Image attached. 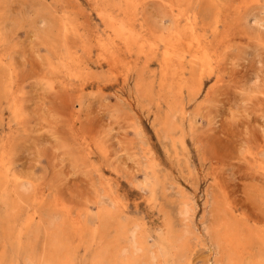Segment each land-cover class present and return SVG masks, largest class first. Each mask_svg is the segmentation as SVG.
<instances>
[{"label":"rangeland","instance_id":"obj_1","mask_svg":"<svg viewBox=\"0 0 264 264\" xmlns=\"http://www.w3.org/2000/svg\"><path fill=\"white\" fill-rule=\"evenodd\" d=\"M0 200V264H264V0H0Z\"/></svg>","mask_w":264,"mask_h":264},{"label":"bare ground","instance_id":"obj_2","mask_svg":"<svg viewBox=\"0 0 264 264\" xmlns=\"http://www.w3.org/2000/svg\"><path fill=\"white\" fill-rule=\"evenodd\" d=\"M127 3H128V2H127ZM133 3H134V2H133ZM134 5H135V4H134ZM117 6H118V5H117ZM124 6H125V5H124ZM130 6H132V5H130V3H129V8H130ZM120 7H121V6H120ZM132 7H133V6H132ZM132 7H131L130 11L132 10ZM125 8H126V7H125ZM127 11H129V10H126V13H127ZM131 12H132V11H131ZM194 13H195V12H194ZM104 14L106 15V13H104ZM132 14H134V13H132ZM132 14H130V15L132 16ZM125 15H126V14H125ZM127 15H128V13H127ZM130 15H129V16H130ZM102 16H103V15H102ZM129 16H128V18H129ZM106 17H108V16L106 15ZM106 17H105V18H106ZM111 17H112V16H111ZM101 18H103V17H101ZM109 18H110V17H109ZM118 18H119V17H118ZM125 18H127V17H125ZM107 19H108V18H107ZM114 19H115V16L113 17V19H110V20L116 21V23H117V19H115V20H114ZM108 20H109V19H108ZM108 20H106V21L108 22ZM122 20H123V19H122ZM122 20H121V22H122ZM125 20L128 21L129 19H125ZM106 21H105V22H106ZM113 21H112V22H113ZM109 23H110V22H108V24H109ZM123 23H124V22H123ZM108 24H107V26H108ZM111 24H114L113 26L116 25L115 23H111ZM119 24H121V23L119 22ZM130 24H131V22H130ZM139 24H140V23H139ZM139 24H138V25H139ZM175 24H176V20H175ZM126 25H127V24H126ZM141 25H142V24H141ZM111 26H112V25H111ZM118 26H119V25L117 24V29H116L117 31H118V29H119ZM121 26H122V24H121ZM127 26H128V25H127ZM142 26H143V25H142ZM123 27H125V26H123ZM130 27H131V26H130ZM132 27H133V26H132ZM113 28L115 29L116 27H113ZM113 28H112V29H113ZM139 28H140V26H139ZM139 28H138V29H139ZM176 28H177V27H176ZM179 28H180V27H179ZM188 28H189V27H188ZM122 29H123V28H122ZM131 29H132V28H130L129 30H131ZM134 29H135V28H134ZM125 30H126V29H125ZM117 31H116V32H117ZM123 31H124V30H123ZM175 31H176V30H175ZM113 32H114V30H113ZM127 32H128V31H127ZM177 32H180V31H177ZM177 32H174V33H177ZM185 33H186V32H185ZM117 34H118V33H117ZM123 34H124V33H123ZM140 34H141V33H140ZM143 34H144V33H143ZM178 34H179V33H177V35H178ZM124 35H125V34H124ZM124 35H122V37H123ZM136 35H137V34H136ZM201 35H202V34H201ZM129 36H130V38H131V35H129ZM139 36H140V35H139ZM187 36H188V34H187ZM178 37H179V35H178ZM183 37H184V36H183ZM192 37H193V36H192ZM141 38H142V37H141ZM174 38H175V37H174ZM176 38H177V37H176ZM193 38H194V37H193ZM135 39H136V38H135ZM188 39H189V37H188ZM126 40H127V41H126ZM126 40H125V41L128 42V39H126ZM177 40H178V39H176V41H177ZM184 40H185V39H184ZM176 41H175V42H176ZM186 41H187V40H185V42H186ZM101 42H102V41H101ZM101 42H100V43H101ZM123 42H124V41H123ZM130 42L132 43V41H130ZM138 42H139V41H138ZM140 42H142V41L140 40ZM143 42H144V41H143ZM200 42H201V41H200ZM196 43H197V42H196ZM129 44H130V43H129ZM141 44H142V43H141ZM143 44H145V43H143ZM202 44H203V43H202ZM130 45H131V44H130ZM138 45H139V44H138ZM168 45H169V44H168ZM170 45H171V44H170ZM191 45H192V43H191ZM128 46H129V45H128ZM144 46H145V45H144ZM173 46H174V45H173ZM188 46H190V45H188ZM203 46H204V45H203ZM105 47H106V46H105ZM142 47H143V46H142ZM156 47H157V46H156ZM159 47H161V46L159 45ZM165 47H166V46H165ZM194 47H195V46H193V49H194ZM127 48H128V47H127ZM138 48L140 49L139 46H138ZM203 48H204V47H203ZM141 50H142V49H141ZM141 50H140V51H141ZM160 50H161V49H160ZM140 51H139V52H140ZM161 51H162V50H161ZM164 51H165V49H164ZM174 51H175V50H174ZM187 51H189V50H187ZM190 51H191V50H190ZM200 51H201V48H200ZM166 52H167V51H166ZM168 52H169V51H168ZM198 52H199V51H198ZM207 52H208V51H207ZM171 53H172V51H171ZM200 53L202 54V52H200ZM203 53H204V52H203ZM173 54L175 55V53H173ZM196 54H197V53H196ZM199 55H200V54H199ZM167 57L170 58V55L167 56ZM172 57H173V56H172ZM181 57H182V56H181ZM197 57H199V56L197 55ZM169 58H168V59H169ZM190 58H191V57H190ZM190 58H189V59H190ZM162 59H163V58H162ZM172 59H173V58H172ZM176 59H177V58H175V60H176ZM202 59H203V58H202ZM204 59H205V58H204ZM166 60H167V59H165V61H166ZM193 60H194V59H193ZM197 60H199V59H197ZM200 60H201V59H200ZM200 60H199V61H200ZM162 61H164V60H162ZM165 61H164V62H165ZM170 61H171V59H170ZM187 61H188V60H187ZM194 61H195V60H194ZM194 61H193V62H194ZM203 61H204V60H203ZM203 61H201V62H203ZM207 61H208V60H207ZM209 61H210V58H209ZM168 62H169V61H168ZM179 62H180V61L178 60V63H179ZM193 62H192V63L190 62V63L193 64ZM196 62H197V61H195V64H196ZM173 63H174V62H173ZM176 63H177V62H176ZM187 63H189V62H187ZM208 63H210V62H208ZM208 63H207V64H208ZM183 64H184V63H183ZM201 64H203V63H201ZM204 64H205V63H204ZM204 64H203V65H204ZM188 65H189V64H188ZM181 66H182V65H181ZM189 66L191 67V65H189ZM192 66H195V65H192ZM206 66H208V65H205V67H206ZM197 67H198V64H197ZM199 67H201V66H199ZM202 67H203V66H202ZM202 67H201V68H202ZM193 69H194V68H192V70H191L192 72H193ZM189 73H190V69H189ZM192 74H193V73H192ZM190 78H191V75H190ZM185 82H186V81H185ZM200 83H201V82H200ZM187 85H188V84H187ZM196 85H197V84H196ZM187 87H188V86H187ZM198 89H199V88H198ZM193 90H194V89H193ZM193 90H192V91H193ZM195 90H196V89H195ZM192 91H191V92H192ZM196 91H197V90H196ZM147 92H148V91H147ZM189 92H190V90H189ZM190 94H191V93H190ZM170 101H171V100H170ZM170 101H169V102H170ZM173 101H174V100H173ZM170 103H171V102H170ZM170 103H169V106H170ZM174 103H175V102H174ZM177 105H178V103H177ZM175 107H177V106H175ZM172 108H174V107H172ZM172 108H169V109L171 110ZM175 112H176V111H175ZM178 112H179V111H178ZM167 113H168V111H167ZM173 113H174V112H173ZM173 115H174V114H173ZM165 116H166V114H165ZM167 116H168V115H167ZM171 116H172V115H171ZM171 116H170V117H171ZM170 117H169L168 119H170ZM163 118H164V116H163ZM166 118H167V117H166ZM168 119H167V121L170 122ZM161 120H162V118H161ZM172 120H173V119H172ZM174 122H175V121H174ZM157 123H158V122H157ZM158 124H159V123H158ZM161 125H162V124H161ZM168 125H169V123H168ZM158 126H159V125H158ZM167 127H168V126H167ZM168 128H169V127H168ZM158 129H159V128H158ZM164 129H165V128H164ZM166 129H167V128H166ZM175 129H176V128H175ZM173 130H174V127H173ZM168 131H171V130H167V132H168ZM165 132H166V131H165ZM165 132H164V133H165ZM162 134H163V133H162ZM165 135H166V134H165ZM161 136H162V135H161ZM167 137H168V136H167ZM168 139H169V138H168ZM168 141H169V140H168ZM22 184H23V183H22ZM19 186H20V185H19ZM21 187H24V185H23V186L21 185ZM19 188H20V187H19ZM24 188H26V186H25ZM14 190H15V189H14ZM14 192H15V191H14ZM181 194H182V192H181ZM11 195H12V194H11ZM14 195H15V194H13V196H14ZM182 196H183V194H182ZM182 196H181L180 198H182ZM14 197H15V196H14ZM184 197H186V196H184ZM184 197H183L182 199H185ZM16 198H17V197H16ZM186 198H187V197H186ZM17 199H19V197H18ZM17 199H16V201H17ZM189 199H190V198H189ZM189 199H187V201H188ZM1 200H2V199H1ZM1 200H0V202H1ZM8 200H9V199H8ZM19 200H20V199H19ZM179 200L182 201L181 199H179ZM20 201L23 202V200H20ZM183 201H186V200H183ZM179 203H180V202H179ZM179 203H178V204H179ZM181 203H182V206H181V208H180V212H179V213H181V214L184 216V214H187V213L192 209V206H191V208H190V207L188 206V203H185V202H181ZM181 203H180V204H181ZM189 203L191 204L190 201H189ZM17 204H18V203H17ZM208 204H209V203H208ZM8 205H10L9 202H8ZM14 205H15V204H14ZM14 205H13V206H14ZM191 205H192V204H191ZM7 207H11V208H12V206H7ZM15 207H16V206H14L13 208H15ZM179 207H180V206H179ZM179 207H178V208H179ZM205 207H206V206H205ZM15 210H16V208H15ZM105 210H106V209H105ZM192 210H193V209H192ZM7 211H8V209H7ZM109 211H110V210H109ZM193 211H194V210H193ZM195 211H196V210H195ZM5 212H6V210L4 211V213H5ZM12 212H13V211H12ZM12 212H9V213L12 214ZM103 212H108V210H107V211H104V210H103ZM45 213H46V211H45ZM110 213H111V212H110ZM163 213H165V212H163ZM203 213L205 214V210H204ZM206 213H207V212H206ZM208 213H209V212H208ZM6 214H7V212L5 213V215H6ZM11 214H7V215H8V216L10 215V217H11ZM38 214H39V213H38ZM49 214H51V213H49ZM101 214H102V213H100V215H101ZM176 214H177V213H176ZM189 214H191V213H189ZM189 214H188V215H189ZM108 215H109V214H108ZM202 215H203V214H202ZM210 215H211V214H210ZM38 216H40V215H38ZM110 216H113V215L110 214ZM110 216H109V217H110ZM163 216H164V215H163ZM178 216H179V215H178ZM178 216H177V217H178ZM192 216H193V215H192ZM3 217H5V216H3ZM14 217H15V216H14ZM103 217H105V216H103ZM114 217H115V216H114ZM164 217H165V216H164ZM181 217H182V216H181ZM188 217H189V216H188ZM190 217H191V216H190ZM205 217H207V216L205 215ZM39 218H40V217H39ZM53 218H54V217H53ZM115 218H116V217H115ZM169 218H171V217H169ZM178 218H179V217H178ZM184 218H185V217H184ZM186 218H187V216H186ZM203 218H204V217H203ZM5 219H6V218H5ZM13 219H14V218H13ZM15 219H16V218H15ZM40 219H41V218H40ZM44 219H46V218H44ZM116 219H117V218H116ZM116 219H114V220L116 221ZM214 219H215V218H214ZM218 219H219V217H218ZM120 220H121V219H120ZM166 220H167V217H166ZM169 220H170V219H169ZM179 220H180V219H179ZM186 220H187V219H186ZM189 220H190V219H189ZM201 220H202V219H201ZM207 220H208V218H207ZM207 220H206V221H207ZM34 221H35V220H34ZM36 221H37V220H36ZM36 221H35V222H36ZM54 221H55V220H54ZM105 221H106V220H105ZM107 221H108L109 224L111 223V222H109L110 220H107ZM123 221H124V220H123ZM127 221H128V220H126V223H127ZM163 221H165L164 218H163ZM180 221H182V220H180ZM183 221H184V220H183ZM191 221H192V217H191ZM206 221H205V222L203 221V222L201 223V224H203V228H204V230H205L206 232H207V231H208V232H209V231H210V232H213V239H212V241H213L214 245H216V246L218 245V246H219L220 243H221V240H220V243H219V240H218V238H217L218 235L216 236V232H215V229H214V225H213L214 223L211 222L212 224H209V223H206ZM210 221H211V220H210ZM210 221L208 220V222H210ZM217 221H218V220H217ZM217 221H216V223H217ZM31 222H32V221H31ZM35 222H34V223H35ZM40 222H41V221H40ZM40 222H39V224H41ZM51 222H52V224H53V221H51ZM119 222H120V221H119ZM121 222H122V221H121ZM128 222H129V221H128ZM165 222H167V221H165ZM187 222L190 223V221H187ZM200 222H201V221H200ZM9 223H10V222H9ZM27 223H28V222H27ZM113 223H114V222H113ZM117 223H118V219H117ZM129 223H131V221H130ZM129 223H128V225H130ZM132 223H133L134 225H136L135 223H137V222L134 223V221H133ZM185 223H186V222H185ZM185 223H184V224H185ZM193 223H194V222H193ZM216 223H215V225H216ZM226 223H227V222H226ZM30 224H31V223H30ZM30 224H29V226H31ZM101 224H105V225H106L105 222H104V223H101ZM133 224H132V226H131L132 228L134 227ZM11 225H12V223H11ZM11 225H9V226H11ZM25 225L27 226V224H25ZM25 225H23V226H25ZM34 225H35V224H34ZM42 225H43V227H41V228H44V225H45V224H42ZM54 225H55V223H54ZM54 225H52V226H54ZM110 225H111V224H110ZM110 225H109V226H110ZM118 225H120V224H118ZM137 225H138V223H137ZM141 225H142V224H141ZM169 225H170V224H169ZM181 225H182V227H183V224H181ZM181 225H180V226H181ZM189 225H190V224H187L188 227H189ZM191 225H192V224H191ZM220 225H221V224H220ZM220 225H219V226H220ZM227 225H228V224H227ZM29 226H27V227H29ZM52 226L49 227V228H52ZM125 226H127V225H125V224L123 225L124 229H126ZM165 226H166V224H165ZM184 226H186V224H185ZM193 226H194V225H193ZM216 226H217V225H216ZM216 226H215V227H216ZM222 226H223V225H222ZM231 226H232V225H231ZM27 227H26V230L29 232L30 230L27 229ZM101 227H102V225H101L100 227H98V228L100 229ZM111 227H112V226H111ZM111 227H110V228H111ZM115 227H117V226L115 225ZM115 227H114V230H115ZM123 227L121 226L122 229H123ZM182 227H181V228H182ZM188 227H186V228H188ZM190 227H192V226H190ZM32 228H33V226H32ZM45 228H46V227H45ZM103 228H104V227H103ZM105 228L107 229L108 226H105ZM105 228H104V229H105ZM121 228H120V229H121ZM132 228H130V229H132ZM135 228H136V227H135ZM135 228H134V229H135ZM141 228H142V227H141ZM186 228H185V229H186ZM99 229H98V230H99ZM108 229H109V228H108ZM108 229H107V230H108ZM128 229H129V228H128ZM142 229H143V228H142ZM185 229H184V230H185ZM188 229H189V228H188ZM217 229H218V228H217ZM22 230H23V229H22ZM26 230H25V231H26ZM42 230L44 231V229H42ZM100 230H101V229H100ZM107 230H104V232H105V231L107 232ZM135 230H136V229H135ZM163 230H164V229H163ZM190 230H192V229H190ZM46 231L48 232V230H46ZM116 231H119V230H116ZM125 231H126V230H125ZM127 231H128V230H127ZM143 231H145V230H143ZM149 231H150V230H149ZM157 231H159V230H156V232H157ZM164 231H165V230H164ZM193 231H194L193 234H195V235L198 236V234L195 233L196 230L193 229ZM201 231H202V228H201ZM205 231H203V232H205ZM31 232H32V231H31ZM95 232H96V231H95ZM104 232H103V233H104ZM114 232H115V231H114ZM129 232H130V230H129ZM132 232L135 233L134 231H132ZM196 232H197V231H196ZM206 232H205V233H206ZM22 233H23V232H22ZM25 233H26V232H25ZM42 233H43V232H42ZM48 233H49V232H48ZM116 233H117V232H116ZM120 233H123V232H121V230H120ZM133 233H131V232L128 233V236H127L126 241H125V242H126V245H124V246H122V247H121V246L119 247V248H121V249H120V252H119V255H120L121 257H130L131 255L134 256V255L137 254L139 251L141 252V251L143 250V245H144L145 243L147 244V245L145 244L146 247L149 245L147 242H145L146 239L144 240L145 243L143 242L144 244H142L141 241H143L144 237H141V238H140L141 240H140V239H138V237H139L140 235L137 237V235H135V234H133ZM138 233L140 234L141 231L138 232ZM138 233H136V234H138ZM144 233H146V231H145ZM148 233H149V232H148ZM148 233H146V234H148ZM150 233H151V232H150ZM164 233H165V232H164ZM173 233H174V232H173ZM177 233H178V231H177ZM191 233H192V232H191ZM197 233H199V232H197ZM201 233H202V232H201ZM20 234H21V233H20ZM23 234H24V233H23ZM45 234H46V233H45ZM95 234H96V233H94V235H95ZM111 234H112V233H111ZM117 234H118V233H117ZM124 234H125V233H124ZM124 234H123V235H124ZM146 234H145V235H146ZM160 234H161V233H160ZM166 234H167V233H166ZM179 234H180V233H179ZM184 234H185V232L183 233V236H184ZM187 234H188V233H187ZM189 234H190V233H189ZM193 234H192V235H193ZM202 234H203V233H202ZM214 234H215V235H214ZM218 234H219V233H218ZM21 235H22V234H21ZM52 235H53V234H52ZM55 235H56V232H55ZM113 235H115V234H113ZM113 235H111L110 237L112 238ZM120 235H121V234H120ZM120 235H119V236H120ZM123 235H122V236H123ZM151 235H152V234H151ZM155 235H156V233H155ZM161 235H162V234H161ZM161 235H160V236H161ZM29 236H30V235H29ZM48 236H49V235H48ZM50 236H51V235H50ZM56 236H57V235H56ZM56 236H54V237L56 238ZM104 236H106V233L103 235V237H104ZM141 236H142V235H141ZM149 236H150V235H149ZM188 236H189V235H188ZM239 236H241V235H239ZM30 237H31V236H30ZM34 237H35V236H34ZM36 237H37V236H36ZM42 237H43V236H42ZM42 237H41V241H42L43 238H45V235H44L43 238H42ZM114 237H115V236H114ZM114 237H113V238H114ZM156 237H157V236H156ZM158 237H159V236H158ZM166 237H167V236H166ZM166 237L163 235L162 237H159V238H162V239H161L162 241H163V240L166 241V239H167ZM195 237H196V236H195ZM206 237H207V235H206ZM219 237H220V236H219ZM10 238H11V237H10ZM28 238H29V237H26L27 241H28ZM95 238H96V237H95ZM113 238H112V239H113ZM124 238H125V237H124ZM142 238H143V239H142ZM151 238H152V237H151ZM173 238H174V237H173ZM177 238H178V237H177ZM242 238H243V237H242ZM7 239H8V238H7ZM26 239H25V240H26ZM45 239H46L45 244H47V243H49V242H47V241H49V240L51 241V240L54 239V238L52 237V239H51V238L48 237L49 240H47V236H46ZM103 239H105V238H103ZM108 239H110V238L108 237ZM112 239H111V240H112ZM114 239H115V238H114ZM116 239H117V236H116ZM148 239H149V238H148ZM148 239H147V240H148ZM153 239H155V237H154ZM153 239H152V240H153ZM184 239H185V238H183L182 240H184ZM246 239H247V238H246ZM12 240H13V239H12ZM25 240H24V241H25ZM111 240L109 241L110 245L112 244V243H111ZM152 240H151V241H152ZM156 240H157V239H156ZM169 240H170V238H169ZM13 241H14V240H13ZM29 241H30V239H29ZM31 241H32V240H31ZM41 241H40V242H41ZM43 241H44V240H43ZM43 241H42V243H43ZM100 241H101V240H100ZM102 241H103V240H102ZM105 241H106V239H105ZM105 241H104V242H105ZM107 241H108V240H107ZM115 241H116V240H115ZM115 241H114V243H116ZM151 241H150V242H151ZM170 241H171V240H170ZM170 241H169V242H170ZM185 241H187V240H185ZM188 241H189V240H188ZM188 241H187V242H188ZM14 242H15V241H14ZM148 242H149V241H148ZM154 242H156V241H154ZM180 242H181V241H180ZM190 242H191V236H190V241H189L188 243H190ZM27 243H28V242H25L26 245H27ZM32 243H33V241H32ZM42 243H41V244H42ZM52 243H53V241H52ZM107 243H108V242H107ZM107 243H105V244H103V245L107 246ZM109 243H108V244H109ZM119 243H121V242H119ZM119 243H117V245H118ZM170 243H171V242H170ZM170 243H169V244H170ZM173 243H174V242H173ZM185 243H186V242H185ZM45 244H44V245H45ZM100 244H101L100 246H102V243H100ZM160 244H163V243H160ZM246 244H247V243H246ZM31 245H32V244H31ZM53 245H55V243H54ZM56 245H57V244H56ZM95 245H97V244H95ZM98 245H99V244H98ZM113 245H114V244H113ZM154 245H155V243H154ZM177 245H178V244H177ZM183 245H184V244H183ZM14 246H16V245H14ZM17 246L19 247V246H21V245L18 244ZM17 246L15 247L16 249H18ZM47 246H48V244H47ZM50 246H51V244H50ZM62 246H63V245H62ZM64 246H65V245H64ZM100 246H98L97 251L99 250V248H100V252H101V249H103L102 251H104V249H105L104 247H105V246H104V247H100ZM118 246H119V245H118ZM160 246H161V245H160ZM164 246H166V243H165V242H164ZM164 246H163V248L161 247L160 250L167 251V248H165ZM188 246H189V245H188ZM216 246H214V247H215V250H213V251H216ZM244 246H245V244H244ZM30 247H31V246H30ZM57 247H58V246H57ZM107 247H108V246H107ZM109 247H110V246H109ZM109 247L107 248L108 251H109ZM111 247H112V246H111ZM156 247H159V246L156 245ZM174 247H175V245H174ZM181 247H183V246H181ZM186 247H187V246H185L184 248H186ZM214 247H213V248H214ZM219 247H220V246H219ZM229 247H230V246H229ZM229 247H228V250H229ZM235 247H236V246H235ZM20 248H21V247H20ZM48 248H49V247H48ZM51 248H52V250H53L54 253H55V248H56V246L54 247V249H53V246H51ZM114 248H117V249H118V247H116V246H115ZM114 248H113V249H114ZM184 248H183V249H184ZM223 248H224V247H223ZM226 248H227V247H226ZM230 248H231V247H230ZM16 249H15V250H16ZM30 249H31V248H30ZM40 249L42 250V248H40ZM43 249H46V247H44ZM175 249H176V248H175ZM178 249H179V247H178ZM181 249H182V248H181ZM183 249H182V250H183ZM243 249H244V248H243ZM28 250H29V249H28ZM62 250H63V248H62ZM62 250H61V251H62ZM65 250H66V249H65ZM67 250H68V249H67ZM105 250H106V249H105ZM111 250H112V249H111ZM118 250H119V249H118ZM150 250H152L151 247H150ZM160 250H159V251H160ZM172 250H173V249H172ZM182 250H180V251H182ZM219 250H220V248H219ZM224 250H225V249H224ZM35 251H37V250H35ZM45 251H47V250H45ZM61 251H60V252H61ZM74 251H75V250H74ZM95 251H96V250H95ZM97 251H96V252H97ZM112 251H113V250H112ZM112 251H111V252H112ZM152 251H153V250H152ZM152 251H151V252H152ZM175 251H176V250H175ZM232 251H233V250H232ZM241 251H242V250H241ZM30 252H31V251H30ZM38 252H39V251H38ZM96 252H94V254H95L96 256H99V255L96 254ZM105 252H106V251H105ZM113 252H115V250H114ZM142 252H143V251H142ZM167 252H168V251H167ZM220 252H221V250H220ZM36 253H37V252H36ZM43 253H44V252H43ZM43 253H42V254H43ZM52 253H53V252H52ZM67 253H68V252H67ZM69 253H70V251H69ZM69 253H68V254H69ZM107 253H108V252H107ZM153 253H154V251H153ZM155 253L157 254L156 251H155ZM168 253H169V252H168ZM168 253H166V254L168 255ZM174 253H175V252H174ZM174 253L172 252V254H174ZM176 253H178V252H176ZM185 253H186V251L184 252V254H185ZM224 253H225V252H224ZM229 253H231V252L229 251L228 254H229ZM40 254H41V253H39V255H40ZM58 254H59V253H58ZM68 254H67V255H68ZM71 254H72V253H71ZM71 254H70L69 256L72 257ZM98 254H100L99 251H98ZM140 254H141V253H139V255H140ZM145 254H146V253H145ZM148 254H149V251L147 252V255H148ZM151 254H152V253H151ZM156 254H155V255H156ZM160 254H161V252H160ZM162 254H164V256L166 255L165 253H162ZM170 254H171V253H170ZM186 254H187V253H186ZM215 254H216V253H215ZM225 254H226V253H225ZM234 254H235V253H233V255H232V254H229V256H230V255L235 256ZM262 254H263V253H262ZM262 254H261V255H262ZM2 255H3V254H1V256H2ZM52 255H53V254H52ZM54 255H55V254H54ZM54 255H53V256H54ZM91 255H92V254H91ZM103 255H104V253H103ZM106 255H107V254H106ZM108 255H109V254H108ZM111 255H112V254H111ZM116 255H117V254H116ZM119 255H118V257H119ZM143 255H144V254H143ZM178 255H179V253H178ZM25 256H26V252H25ZM32 256H33V254L31 255V257H32ZM53 256H52V257H53ZM56 256H57V255H56ZM56 256H54V257L56 258ZM73 256H75V255H73ZM109 256H110V255H109ZM137 256H138V255H137ZM169 256H171V255H169ZM169 256H167V257H169ZM217 256H218V255H217ZM224 256H225V258L222 257V258H223L222 261H224L226 264H229V263H228V260H227V259H229V257L227 258L228 255H224ZM236 256H237V257L234 258V259H236V260L239 262L240 258L238 257V254H237ZM26 257H27V256H26ZM31 257H30V258H31ZM42 257H43V256H42ZM60 257H63V256H62V253H61ZM71 257H70V258H71ZM92 257H94V256H92ZM92 257H91V258H92ZM103 257H104V256H103ZM107 257H108V256H107ZM115 257H116V256H115ZM138 257H139V256H138ZM149 257L152 258L153 256H149ZM158 257H159V256H158ZM185 257H186V255H185ZM185 257L182 258V261H184L183 259H184ZM230 257H231V256H230ZM257 257H258V255H257ZM259 257H260V255H259ZM261 257H262V256H261ZM261 257H260V258H261ZM0 258H1V257H0ZM34 258H35V257H34ZM47 258H48V257H47ZM49 258H50V257H49ZM74 258H76V257H74ZM86 258H87V257H86ZM94 258H96V257H94ZM98 258H100V256H99ZM101 258H102V257H101ZM101 258H100V259H101ZM110 258H111V257H110ZM132 258H133V257H132ZM140 258H141V257H140ZM143 258H144V257H143ZM147 258H148V256H147ZM164 258H165V257H164ZM176 258H177V257H176ZM222 258H221V259H222ZM238 258H239V260H238ZM260 258H259V259H260ZM36 259H37V256H36ZM39 259H40V258H39ZM96 259H97V258H96ZM153 259H154V258H153ZM169 259H170V258H169ZM243 259H244V258H243ZM13 260H14V259H13ZM25 260H26V258H25ZM28 260H29V259H28ZM31 260H32V258H31ZM41 260H42V258H41ZM41 260H40V263L42 262ZM43 260H44V259H43ZM46 260H48V259H46ZM46 260H44V261H46ZM53 260L55 261V259H53ZM106 260H107V259H106ZM142 260H143V259H142ZM150 260H151V259H150ZM156 260H157V259H156ZM167 260H168V259H167ZM216 260H218V258H217ZM262 260H263V259H262ZM29 261H30V260H29ZM36 261H37V260H36ZM44 261L42 262L43 264H44ZM67 261H70V259H68ZM83 261H84V259H83ZM95 261H96V260H95ZM108 261H109V259H108ZM111 261H113V260H111ZM138 261H139V260H138ZM157 261H158V260H157ZM161 261H162V260H161ZM178 261H179V260H178ZM213 261H215V260H213ZM222 261H221V262H222ZM254 261H255V260H254ZM25 262H26V261H25ZM33 262H35V261H33ZM56 262H57V261H56ZM76 262H77V261H76ZM84 262H85V261H84ZM106 262H107V261H106ZM144 262H145L146 264H153V263H154V262H152V261H147V260L144 261ZM164 262H166V260H165ZM176 262H177V261H176ZM176 262H175V263H176ZM218 262H219V261H218ZM218 262L216 261V263H218ZM224 262H223V263H224ZM248 262H249V261H248ZM40 263H39V264H40ZM46 263H47V261H46ZM46 263H45V264H46ZM90 263H92V262H89V264H90ZM93 263H95V262H94V259H93ZM138 263H139V262H138ZM138 263H136V264H138ZM161 263H162V262H161ZM161 263H160V264H161ZM170 263H172V262H170ZM175 263H174V264H175ZM213 263H214V262H213ZM219 263H220V262H219ZM239 263H240V262H239ZM241 263H242V262H241ZM244 263H247V262H244ZM252 263H253V262H252ZM258 263H260V260H259ZM5 264H6V263H5ZM25 264H26V263H25ZM31 264H32V263H31ZM52 264H53V263H52ZM54 264H55V263H54ZM96 264H97V263H96ZM112 264H113V263H112ZM120 264H131V263H130L129 261H126V262H121ZM162 264H163V263H162ZM179 264H181L180 261H179ZM253 264H254V263H253Z\"/></svg>","mask_w":264,"mask_h":264}]
</instances>
